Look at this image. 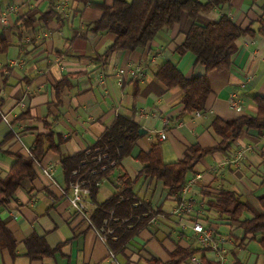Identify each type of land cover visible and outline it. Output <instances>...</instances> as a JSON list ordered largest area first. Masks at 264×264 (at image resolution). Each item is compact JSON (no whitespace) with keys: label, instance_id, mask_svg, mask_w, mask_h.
<instances>
[{"label":"crops","instance_id":"0c3cea01","mask_svg":"<svg viewBox=\"0 0 264 264\" xmlns=\"http://www.w3.org/2000/svg\"><path fill=\"white\" fill-rule=\"evenodd\" d=\"M87 1L0 0V34L8 44L0 52V178L8 175L16 154L31 157L39 135L53 132L57 141L63 140L61 152L47 150L41 161H34V177L25 178L0 207V218L17 242L15 255L0 249V264H111L107 243L64 195L70 193V184L62 160L95 145L118 116L133 119L145 132L120 168L100 183L96 201L89 204L91 215L122 186L120 176L139 177L141 151L149 152L152 145L160 144L163 161L174 163L183 160L194 145L213 148L219 142L211 128L214 119L256 116L255 97H264V36L257 33L239 39L230 70L208 73L211 93L202 116L196 111L182 114L184 92L179 87L167 88L156 72L172 62L188 79L207 73L193 54L177 53L194 21L186 19L160 31L146 48L107 54L115 35L92 31L102 12L91 4L111 5L114 0ZM223 15L243 29L258 32L264 21V0H232L195 22L208 25ZM59 83L64 85L60 95ZM233 97L235 106L230 103ZM1 114L9 118L12 128ZM162 131L167 133L165 140L160 139ZM46 167H51V176L43 173ZM197 175L201 178L196 179ZM193 179L181 201L168 195L161 180L137 179L135 197L149 203L158 215L130 241L125 256H118L120 264H152V258L169 262L178 247L198 250L192 258L203 264V259L214 264H264L260 235H245L239 222L208 205L226 189L246 203L248 210L242 218L264 213L260 203L264 134L245 130L227 153L203 157L187 175L185 185ZM179 206L186 208L181 215L175 213ZM198 222L214 230L211 244L198 241L193 229ZM45 245L53 255H29L44 251ZM192 258L182 264H194Z\"/></svg>","mask_w":264,"mask_h":264},{"label":"trees","instance_id":"16d2710c","mask_svg":"<svg viewBox=\"0 0 264 264\" xmlns=\"http://www.w3.org/2000/svg\"><path fill=\"white\" fill-rule=\"evenodd\" d=\"M88 2L87 0H76ZM232 0H114L111 5L103 3H92L91 5L101 10L99 20L92 24L94 33H111L115 40L108 49L107 54L119 51H136L146 48L163 30H169L184 20L191 19L194 22L186 31L184 43L178 47L177 53L184 56L191 53L195 56V62L206 68V74L186 78L178 65L166 62L156 72V77L167 87H179L184 92L182 100V114L193 111H203L207 99L211 93V85L208 73L211 71L226 72L231 69L233 59L239 47L238 41L243 36H264V21L258 32L251 27L243 29L230 17L223 15L218 21L208 25H201L195 20L202 14L209 13L217 8H223ZM8 48L4 34H0V52ZM107 56V55H106ZM64 85L59 83L57 93L60 95ZM255 101L258 105L256 116H243L232 120L214 119L211 124L213 132L219 138L218 144L213 148H201L194 145L190 148L185 158L179 162L165 163L162 159L160 144L152 145L149 152L141 151L137 159L142 164L139 177L161 180L170 196H175L178 201L182 200V190L187 181V175L192 172L199 161L208 154L215 152L227 153L233 143L238 140L245 130L257 129L264 134V97L257 96ZM24 113L22 117H26ZM21 117V118H22ZM141 127L131 118L118 116L113 125L106 130L101 139L84 152L64 156L62 168L67 181L71 184L76 177L73 172L91 181V200L96 201L99 185L110 177L118 168L124 158L130 156L141 138L139 133ZM63 143L62 138L58 141L51 132L37 137L33 154L25 157L16 154V161L5 178H0V207L8 199L14 196L21 182L29 177H34V161H41L48 151L60 153ZM48 148L46 149V145ZM88 152H90L88 154ZM107 154L108 157L97 162L95 157ZM115 162V166H111ZM107 166L102 171L101 167ZM98 172L93 174L92 170ZM122 186L106 202L99 205L91 215L93 222L101 228L113 212L118 221L113 223L115 231L108 236L107 245L117 256H125L127 247L132 239L149 226L151 220L158 214L149 203L140 202L135 197L133 186L137 179L131 180L127 174L119 177ZM260 203L264 209V195L260 197ZM208 205L221 216H228L233 222H239L245 235H260L259 244L264 249V213L254 215L252 218H242L243 213L248 210L246 203L240 195L232 190H221L212 198ZM128 219L126 223L124 221ZM44 244H46L43 241ZM46 246V245H45ZM8 249L15 255L17 242L11 232L7 229L0 218V249ZM195 248L184 249L178 247L171 253V261L162 262L152 258V264H182L191 259L197 252ZM54 251L46 246L44 251L30 254L32 258H43L53 255ZM204 264H214L203 259Z\"/></svg>","mask_w":264,"mask_h":264},{"label":"built area","instance_id":"2783aa9c","mask_svg":"<svg viewBox=\"0 0 264 264\" xmlns=\"http://www.w3.org/2000/svg\"><path fill=\"white\" fill-rule=\"evenodd\" d=\"M1 23L6 24L7 23L6 19L2 18ZM230 103H231V106H235L236 105V99L234 97L231 98ZM1 115H2L3 121L9 127L12 128V124H11L9 118L3 114H1ZM140 115L145 116L146 114L144 112H141ZM196 115L202 116V112L196 111ZM166 138H167V133L162 131L160 134V139L165 140ZM89 153L90 152H88V154ZM107 157H108L107 154H103V155H99V156L95 157V160H97V162H101V161H103V159H106ZM111 166H115V162H111ZM106 169H107L106 165H103L101 167L102 171H104ZM51 172H52L51 167H46L43 169V173L46 176H51ZM97 172H98L97 169L92 170L93 174H95ZM73 174L77 177H76L75 181H73L70 184V193L65 192L64 195L67 197V199L70 202L71 207L75 210V212L78 214V216L81 217L84 221H86L91 227H93L98 232L100 238L107 243L108 236L112 235L115 231V228L113 227V223L118 221V219L114 218V215L112 212L110 214V217L107 220H105L103 226L101 228H98L95 225V223L93 222L92 217H91V212L89 210V204H90V202L92 203V200H91V181L85 177L86 175H84V174L80 175L78 171H74ZM197 178H201V175H197L196 179ZM196 179H193V180L189 181L186 185H184L183 191H182L183 194L187 193L190 190L191 185L193 184V182ZM185 210H186V208L184 206H179L175 210V213L181 215ZM154 220H155V218H153L151 220V222H153ZM127 221H128V219H126L124 221V223H126ZM193 229H194L195 233L197 234L198 241L201 244L208 245V244H211L213 242L214 230L212 229V227L207 226L203 222H198V223H195L193 225ZM109 258H110L111 264H120L118 256L110 248H109ZM192 261L194 262V264H203L202 261L197 260L196 258H192Z\"/></svg>","mask_w":264,"mask_h":264},{"label":"water","instance_id":"95a60500","mask_svg":"<svg viewBox=\"0 0 264 264\" xmlns=\"http://www.w3.org/2000/svg\"><path fill=\"white\" fill-rule=\"evenodd\" d=\"M144 132H145V130L143 128H141L140 131H139L140 135H143Z\"/></svg>","mask_w":264,"mask_h":264}]
</instances>
